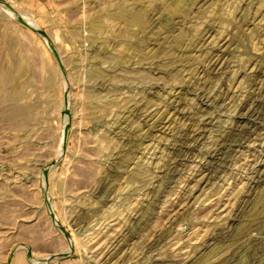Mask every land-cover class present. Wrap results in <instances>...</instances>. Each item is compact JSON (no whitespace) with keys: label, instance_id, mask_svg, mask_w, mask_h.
Segmentation results:
<instances>
[{"label":"rangeland","instance_id":"rangeland-1","mask_svg":"<svg viewBox=\"0 0 264 264\" xmlns=\"http://www.w3.org/2000/svg\"><path fill=\"white\" fill-rule=\"evenodd\" d=\"M0 264H264V0H0Z\"/></svg>","mask_w":264,"mask_h":264},{"label":"bare ground","instance_id":"bare-ground-1","mask_svg":"<svg viewBox=\"0 0 264 264\" xmlns=\"http://www.w3.org/2000/svg\"><path fill=\"white\" fill-rule=\"evenodd\" d=\"M121 14V13H120ZM132 18V17H131ZM132 20H133V22H136V23H138L142 28H144L145 27V25H146V23H145V20H143V17H142V15H140V14H137V15H135L133 18H132ZM129 21V20H128ZM129 23V22H128ZM206 32V31H205ZM218 42V41H217ZM216 43V42H215ZM211 46V45H210ZM220 49V48H219ZM218 57V56H217ZM218 59H220L219 57H218ZM210 60H211V58H210ZM215 61V60H214ZM209 64H211V62L209 63ZM212 67H213V69L214 70H216L215 68H217V64H216V62H215V64H213L212 65ZM209 69V68H208ZM209 97V96H208ZM215 99V98H214ZM172 110V109H171ZM169 111V110H168ZM167 116V115H166ZM170 116V115H169ZM243 116V115H242ZM145 118V117H144ZM248 118V117H247ZM208 119H210V118H208ZM243 119V117H241V118H239V120H242ZM169 120V119H168ZM197 132V131H196ZM200 132V131H199ZM198 134V133H197ZM199 134H201V133H199ZM196 137V136H195ZM198 137V136H197ZM195 142V141H194ZM170 146V145H169ZM194 173V172H193ZM193 189V188H192ZM90 232V231H89ZM175 236V235H174ZM87 237V236H86Z\"/></svg>","mask_w":264,"mask_h":264}]
</instances>
